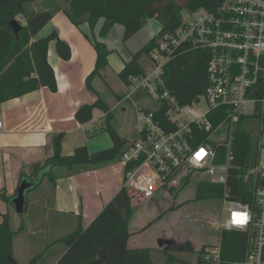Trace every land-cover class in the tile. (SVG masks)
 Instances as JSON below:
<instances>
[{
    "label": "built area",
    "instance_id": "2783aa9c",
    "mask_svg": "<svg viewBox=\"0 0 264 264\" xmlns=\"http://www.w3.org/2000/svg\"><path fill=\"white\" fill-rule=\"evenodd\" d=\"M187 14L155 37L148 53L153 67L128 76L117 102H131L136 132L120 157L123 186L137 203L158 193L169 198L187 176L220 186L222 217L211 225L219 234L245 236L243 259L233 264H264V0H221L214 9ZM194 50L208 53L206 87L181 104L164 70ZM238 129L252 140L244 158L236 151L245 143ZM201 257L220 264L221 243L204 248Z\"/></svg>",
    "mask_w": 264,
    "mask_h": 264
},
{
    "label": "trees",
    "instance_id": "16d2710c",
    "mask_svg": "<svg viewBox=\"0 0 264 264\" xmlns=\"http://www.w3.org/2000/svg\"><path fill=\"white\" fill-rule=\"evenodd\" d=\"M32 1L35 0H0V103L43 86L56 91L55 74L47 60L48 44L55 40L57 52L64 60L70 58V48L55 31L39 38H36V35L63 4L64 12L76 26L87 22L93 29L99 19H104L98 32L100 39L87 36L97 56L95 67L85 82L87 88L94 91L90 85L91 79L99 76L108 66V56L111 52L101 39L115 23L123 25L122 41L128 40L151 18L161 24L159 31L138 51L131 54L130 59L118 73V77L126 83L128 76L143 71L138 59L142 52L149 53L155 37L160 32L173 30L181 24L183 9L193 10L201 6L214 9L221 2V0H51L53 3H50L47 9L33 12L26 7ZM18 15H22L24 23L18 20L21 27L15 32L9 22ZM207 55L208 53L202 50L186 52L176 56L165 66L166 85L181 104L189 103L204 92L207 81ZM94 107L106 111V130L111 137L112 146L89 153L87 147L81 145L75 148L73 154L63 155L61 153L63 133L58 132L52 136V155L43 163L32 164V173L21 172L19 183L27 180L32 183L33 188L40 185L45 177L54 183L56 177L52 175V170L55 167L72 170L78 165L98 166L120 159L127 146V140L114 129L109 106L100 97L91 104L79 106L75 118L82 123L89 121ZM237 132L245 143L241 147L238 146L236 151L238 157L244 158L250 147L252 148V142L250 143L252 140L243 129H238ZM188 180L189 176L184 179L182 185ZM220 194V186L206 181L196 185L197 200H216ZM0 196L12 205L14 195L7 196L1 193ZM133 213L134 207L123 186L85 228L79 225L71 233L60 238L66 249L53 264H154L147 248L127 247L131 235L129 223ZM1 218L0 264H18L13 256L12 240L15 232L11 226L10 212L2 213ZM203 250L204 248L200 249V254ZM244 251L245 236L241 231L230 230L221 233L220 264H233L242 260ZM10 259H14V262ZM196 262L204 264L201 255H198Z\"/></svg>",
    "mask_w": 264,
    "mask_h": 264
},
{
    "label": "crops",
    "instance_id": "0c3cea01",
    "mask_svg": "<svg viewBox=\"0 0 264 264\" xmlns=\"http://www.w3.org/2000/svg\"><path fill=\"white\" fill-rule=\"evenodd\" d=\"M50 3L53 2L51 0H35L27 4L26 7L29 11L38 12L47 9L46 7ZM64 5L55 11L51 20L36 35V38H39L55 31L58 37L70 48L71 56L69 59L64 60L57 52L55 40L50 41L48 44L47 60L55 74L56 91H51L48 87L43 86L0 103V161L7 164L8 175L13 179L11 185L10 183L8 186L6 185V190H0V195L1 193L7 196L15 195L21 172L30 174L29 170L32 164L43 163L52 155V136L58 132L63 133L61 139V153L63 155L73 154L75 148L81 145H85L89 153L111 147L113 143L106 130V111L99 107H94L92 118L83 123L75 118V112L79 106L91 104L98 97L109 106V111L112 114L111 123L118 134L127 140L126 145L136 137L134 113L131 137L123 135L116 127L114 111L124 102L117 104L126 91V83L118 77L122 85H119L117 89H112L109 86L107 79L113 77L110 71V74H107L110 65L109 56L111 54L108 56V66L99 76H94L91 79L90 85L95 92L89 90L86 86V77L94 69L97 56L96 50L87 36L93 35L100 39L98 32L104 19H99L93 29L90 28L87 22H82L76 26L64 12ZM181 16L182 18L184 17L182 13ZM16 19L20 20L22 24L24 23L22 15H18ZM117 24L120 23H115L107 35L101 39L104 43H106L107 36ZM159 25L161 27L160 23ZM153 35L146 39L144 45ZM109 50L112 52L111 49ZM134 52H130L128 60ZM128 60H123V63L116 71L117 75ZM104 87L112 90L115 101L109 102L105 99L103 96ZM124 111L125 108L122 109V112ZM114 164H119L120 168H114ZM109 167L120 174L117 179L118 184L114 186H110L108 182L105 183L103 181L102 183L104 178L103 170ZM2 171L4 172V168L2 170L0 168V187L4 181ZM52 175L56 177L54 183L45 177L39 185L43 186L44 183H47L51 186L52 196L50 202L47 203L45 197L40 200L32 199L28 201L27 199L26 211L23 213L27 214L29 206H33L32 222L30 223L31 225L36 224L39 228L36 231L31 228L29 235L32 239L31 242L28 241L30 250L32 247H36L35 236L38 234H48L50 237L54 235V238H50V242L46 246L47 249L44 250L45 253L43 252L40 255V259L48 257L47 264L55 263L65 251L66 245L60 241V238L65 235L64 231L66 228H73L67 234L71 233L79 225L85 228L123 187L124 180L123 166L120 163V159L98 166L92 164L78 165L72 170L66 167H55L52 170ZM6 203L4 202L6 210L0 212V221L2 213L10 212L8 207L10 204L7 203L6 205ZM133 203L134 201L131 199L132 206ZM12 209L17 214L13 206ZM51 217V222L49 220L47 224L46 219H51ZM61 243L63 244L61 245Z\"/></svg>",
    "mask_w": 264,
    "mask_h": 264
},
{
    "label": "rangeland",
    "instance_id": "374dc122",
    "mask_svg": "<svg viewBox=\"0 0 264 264\" xmlns=\"http://www.w3.org/2000/svg\"><path fill=\"white\" fill-rule=\"evenodd\" d=\"M181 13L187 18L188 14L185 9ZM159 27L158 21L151 18L141 31L127 41H122L123 26L120 24H117L109 33L105 44L112 50L110 52L111 56H109L110 65L107 73H111L113 76L107 79L112 89H117L119 85H122L116 71L123 63V60H128L130 52L138 51L144 45L146 39L156 33ZM91 37L96 38L93 35ZM138 63L143 69L153 67V62L146 52L141 53ZM103 90L105 99L109 102L115 101L110 88L104 87ZM133 99L139 101V96L133 94ZM202 103L205 104V101L202 100ZM123 108H125L124 112H122ZM114 113L116 127L119 132L131 137L133 112L129 99L117 107ZM0 168L1 170L4 168V172L2 171L4 181L0 190H6L9 183L11 185V182H13V179L8 175L9 171H7L6 163L4 164L0 161ZM114 168H120L119 164H114ZM32 170L33 168H30V173L33 172ZM103 172L102 183L103 181L105 183L108 182L110 186L118 184L117 179L120 174L112 170L111 167L104 169ZM196 185V177H192L177 190L169 191V198L163 197L162 193H158L149 201L140 203H137L134 198V213L129 223L131 235L127 246L129 248H147L154 264H167L168 262H170L169 264H196L198 255H201V248L220 244L221 234L211 225V222L222 217L220 204L218 200L195 199ZM51 190V186L44 183L43 186L38 185L27 190L26 197L28 201L32 199L40 200L45 197L46 202L49 203L52 196ZM174 192L177 193L175 194ZM4 202L0 196V212L6 210ZM8 207L10 208V215L12 214L11 226L15 232L12 240L13 256L18 264H30L31 262L32 264H47L48 257L40 259V255L47 249L46 246L49 244L50 238H54V235L50 237L48 234H38L35 236V248L37 249L35 250L32 247L30 250L28 241L31 242L32 239L29 235L31 228L35 231L39 229L36 224L31 225L30 223L32 222L33 206H29L27 214H15L12 206ZM226 216L227 212H224L223 217ZM46 220L48 224L49 220L51 222L52 217ZM71 229L73 228L67 227L64 231L65 235Z\"/></svg>",
    "mask_w": 264,
    "mask_h": 264
},
{
    "label": "water",
    "instance_id": "95a60500",
    "mask_svg": "<svg viewBox=\"0 0 264 264\" xmlns=\"http://www.w3.org/2000/svg\"><path fill=\"white\" fill-rule=\"evenodd\" d=\"M9 25L13 28L16 32L21 25L19 24L17 19H13L9 22ZM32 187V183L27 180H22L16 190V194L11 200V204L17 214H23L27 207V199H26V191ZM14 262V259H10Z\"/></svg>",
    "mask_w": 264,
    "mask_h": 264
}]
</instances>
